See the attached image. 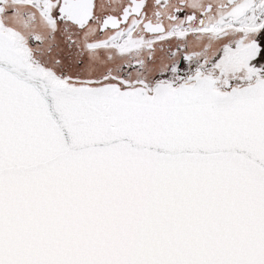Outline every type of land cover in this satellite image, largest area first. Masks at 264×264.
<instances>
[{"label": "snow or ice", "instance_id": "obj_1", "mask_svg": "<svg viewBox=\"0 0 264 264\" xmlns=\"http://www.w3.org/2000/svg\"><path fill=\"white\" fill-rule=\"evenodd\" d=\"M0 264H264V0H0Z\"/></svg>", "mask_w": 264, "mask_h": 264}]
</instances>
